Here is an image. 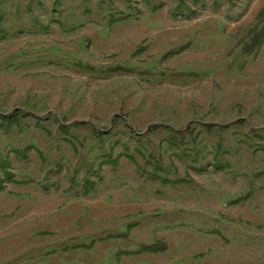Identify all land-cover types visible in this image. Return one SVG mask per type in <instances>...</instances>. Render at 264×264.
Here are the masks:
<instances>
[{"label": "rangeland", "instance_id": "obj_1", "mask_svg": "<svg viewBox=\"0 0 264 264\" xmlns=\"http://www.w3.org/2000/svg\"><path fill=\"white\" fill-rule=\"evenodd\" d=\"M263 8L0 0V264H264Z\"/></svg>", "mask_w": 264, "mask_h": 264}, {"label": "trees", "instance_id": "obj_2", "mask_svg": "<svg viewBox=\"0 0 264 264\" xmlns=\"http://www.w3.org/2000/svg\"><path fill=\"white\" fill-rule=\"evenodd\" d=\"M264 44V8L261 10L259 14V19L258 21L249 29L247 35L243 38L242 40V51H244L247 54L251 53H257L261 46ZM80 67H85L88 69H91L92 67L90 65L87 66H82L81 64H77ZM112 71H117V70H125L124 67L122 66H116L111 69ZM28 116H34L37 117L35 114H31L28 112H24L20 108H16L14 111L8 114H0V120L2 121H7L9 123H16L20 118L28 117ZM114 123V122H112ZM160 127V125H151L148 130H156ZM209 129H211L213 126L212 125H207ZM94 131H99L98 128H93ZM127 158L132 160L134 163H136V160L133 155L131 154H125ZM122 155H118L116 158L113 160H109V163H117L120 161ZM147 176L153 180H158L162 183H169V184H181V183H186L190 181L191 178L189 179H177V180H171L165 177H162L156 173L152 172H147ZM95 185V182H91V187ZM131 225L128 226L127 230L125 232L119 233V234H113V235H107L102 238L94 239L92 240L89 244H78L73 246L74 248H85V249H90L92 248L96 241L98 240H108L112 239L115 237H126L129 234V231L131 229ZM68 248L65 247L63 250H67ZM168 249V244L164 240H157L154 241L153 243L150 244H141L137 249L135 250H128V249H123L117 252L116 256L119 260L122 259V257L125 256H132V255H137L141 253H159V252H164Z\"/></svg>", "mask_w": 264, "mask_h": 264}]
</instances>
